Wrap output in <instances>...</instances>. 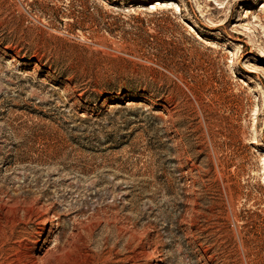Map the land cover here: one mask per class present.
<instances>
[{"label": "rangeland", "instance_id": "rangeland-1", "mask_svg": "<svg viewBox=\"0 0 264 264\" xmlns=\"http://www.w3.org/2000/svg\"><path fill=\"white\" fill-rule=\"evenodd\" d=\"M0 264H264V0H0Z\"/></svg>", "mask_w": 264, "mask_h": 264}, {"label": "bare ground", "instance_id": "bare-ground-1", "mask_svg": "<svg viewBox=\"0 0 264 264\" xmlns=\"http://www.w3.org/2000/svg\"><path fill=\"white\" fill-rule=\"evenodd\" d=\"M155 6H167V7H170V6H178L177 3L173 2V1H166V2H162V1H156L153 3V5L151 7H155ZM46 224V221L43 223V225ZM50 230L48 231V235L50 234ZM39 255V254H38ZM39 257V256H38ZM40 259V258H39Z\"/></svg>", "mask_w": 264, "mask_h": 264}]
</instances>
